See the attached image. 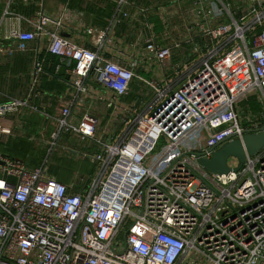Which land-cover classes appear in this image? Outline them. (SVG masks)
<instances>
[{
  "label": "built area",
  "instance_id": "2783aa9c",
  "mask_svg": "<svg viewBox=\"0 0 264 264\" xmlns=\"http://www.w3.org/2000/svg\"><path fill=\"white\" fill-rule=\"evenodd\" d=\"M17 1L42 6L6 1L0 24L13 19L8 37L18 40L17 49L48 36L49 52L67 63L79 92H87L85 80L93 76L113 93L108 107L136 78L150 97L142 110L126 109L115 142L97 138L95 115L86 112L74 126L70 109L63 110L61 130L99 146L84 153L99 164L85 190L71 191L47 161L30 169L0 152V264H264V147L254 155L246 150L242 167L228 164L232 170L223 174L192 154L210 158L220 143L264 125V0H249L240 18L229 11L226 22L201 24L208 41L191 47L199 57L179 81L165 84L138 75V59L126 67L50 31L49 15L19 13ZM147 49L161 64L171 57V47L152 42ZM41 71L38 61L35 76ZM248 94L257 96L259 111L238 107ZM27 105L0 102V135L12 134L1 120ZM162 139L168 142L156 154Z\"/></svg>",
  "mask_w": 264,
  "mask_h": 264
},
{
  "label": "crops",
  "instance_id": "0c3cea01",
  "mask_svg": "<svg viewBox=\"0 0 264 264\" xmlns=\"http://www.w3.org/2000/svg\"><path fill=\"white\" fill-rule=\"evenodd\" d=\"M6 1L0 0V13L5 10ZM40 1L41 7L32 1H17L14 8L27 16H36L39 9L43 10L53 19L47 26L50 31L126 67L138 59V75L163 84L179 81L199 57L191 52V47L208 41L201 33V24L214 27L229 20V11L240 18L249 8V0H124L122 4L119 0ZM220 8L223 14L219 13ZM59 19L60 27L54 22ZM13 26L10 18L0 24V102L17 98L26 99L28 105L1 120L12 134L0 135V152L23 160L30 169L49 160L48 155L60 159L68 154L96 153L99 146L95 141L82 140L74 130H61L59 120L64 109H70L68 120L74 126L86 112L95 115L97 138L115 142L123 133L126 109H136L140 102L149 99L148 86L141 79H134L129 93L117 97L115 104L108 107L113 93L93 76L85 80L87 92H79L67 63L49 52L48 36L40 35L26 43V50H19L18 40L8 37ZM20 26L26 31L34 30L28 23ZM152 42L171 47L170 59L162 64L157 61L147 49ZM38 61L42 62V71L35 76ZM83 157L86 158L84 154ZM91 163L98 169V163ZM49 172L72 185L71 191L85 190L92 182L79 185L58 170ZM3 179L0 172V182Z\"/></svg>",
  "mask_w": 264,
  "mask_h": 264
},
{
  "label": "water",
  "instance_id": "95a60500",
  "mask_svg": "<svg viewBox=\"0 0 264 264\" xmlns=\"http://www.w3.org/2000/svg\"><path fill=\"white\" fill-rule=\"evenodd\" d=\"M70 76L68 75L67 78ZM264 147V125L259 131L246 130L243 139L236 137L222 142L218 147L212 148L210 158L203 157L201 152H193L197 161L207 170L216 174L227 173L232 170L228 166V159L234 156L238 159V166L233 170L238 171L246 161V150L250 155L256 154Z\"/></svg>",
  "mask_w": 264,
  "mask_h": 264
},
{
  "label": "rangeland",
  "instance_id": "374dc122",
  "mask_svg": "<svg viewBox=\"0 0 264 264\" xmlns=\"http://www.w3.org/2000/svg\"><path fill=\"white\" fill-rule=\"evenodd\" d=\"M5 14V10H3L0 13V20ZM159 63V62H158ZM165 86V85H164ZM139 99V98H138ZM151 99V98H150ZM149 101L146 100L144 102H140L136 110H142L146 103ZM257 96L254 94H248L246 97H244L240 102H238V107L243 109H248L250 106H254V104H257ZM168 141L162 139L160 143L158 144V147L156 149V154L160 152L162 147L167 144ZM91 151V150H90ZM82 152L73 154H68L64 158L57 159V157L50 156L49 160H47L48 169L50 170H58L63 176H67V180L71 178H74L76 180L77 184H88L93 180V177L96 175V166L91 163V160L89 158L83 157ZM90 154V153H88ZM73 155V156H72ZM91 155V154H90ZM228 164L230 167H234L238 164V159L234 156L229 157ZM75 183V184H76ZM130 223L126 225V229L129 228ZM124 231V230H123ZM121 234V236L124 235Z\"/></svg>",
  "mask_w": 264,
  "mask_h": 264
},
{
  "label": "trees",
  "instance_id": "16d2710c",
  "mask_svg": "<svg viewBox=\"0 0 264 264\" xmlns=\"http://www.w3.org/2000/svg\"><path fill=\"white\" fill-rule=\"evenodd\" d=\"M249 109L253 112H257L260 110V105L257 103V104H254V106H250ZM60 181V180H59ZM65 183V182H64Z\"/></svg>",
  "mask_w": 264,
  "mask_h": 264
}]
</instances>
